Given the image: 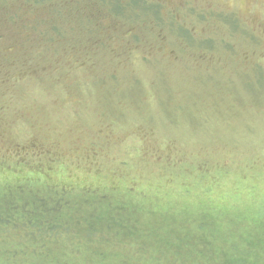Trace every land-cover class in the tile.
Here are the masks:
<instances>
[{"label":"rangeland","instance_id":"rangeland-1","mask_svg":"<svg viewBox=\"0 0 264 264\" xmlns=\"http://www.w3.org/2000/svg\"><path fill=\"white\" fill-rule=\"evenodd\" d=\"M148 1L166 22L109 21L98 0H0L4 42L27 16L19 44L51 50L19 83L26 53L0 42V264H183L206 222L223 233L199 250L232 226L264 239V0ZM98 218L125 224L124 245Z\"/></svg>","mask_w":264,"mask_h":264},{"label":"trees","instance_id":"trees-1","mask_svg":"<svg viewBox=\"0 0 264 264\" xmlns=\"http://www.w3.org/2000/svg\"><path fill=\"white\" fill-rule=\"evenodd\" d=\"M36 1L38 3H40L41 1H44V0H31L30 4H35ZM98 1L101 5H103L107 8L106 14L108 16H106V20H109V21L121 20V19H125L128 21H130L131 19L145 20V18H153V20L166 22V20L164 19V15L162 14V7L159 5L151 4V2H149L148 0H98ZM95 3L98 4L97 1H95ZM26 17L27 16H22L23 19L20 17V20L16 21V23H15V24H17V29L12 30V32H11V33L16 34V36H18V40H20V42L14 41L12 43V41H9V39H7L6 42H4L5 37L1 36L2 35L1 31L5 30V28H4L5 23L4 22L0 23V42H2L3 46L5 47L3 49V55H1V56L11 57L16 52H20L21 49L23 52L26 53L25 57H21V59H19L15 63L16 68L18 67V65H21L20 69L25 70V72L19 73V77L17 78V79H20L19 83H21L24 80V78H27V76H30V75L31 76L33 75V78H35V74H36V78H37L39 76V75L37 76V73L40 72V65L42 64L40 58H43V59L48 58L50 55V54H48V52L51 51L49 45L48 46L46 45L48 43H46V44L42 43V42L39 43V44H43L41 47H36L35 45L29 46V44H27L26 47H27V49L31 48L30 51L27 50L26 47L23 48L19 44L21 42H26V40H28L29 38H32V36L30 35V33H31L30 31L32 30V28L36 29L34 27H32V28L30 27V25H34V22H31L30 19H28ZM204 17L207 18L205 15H204ZM217 17H218V19H220L219 14ZM86 18L87 17H79L78 20L83 21V20H86ZM89 19H91V18L88 17V20ZM172 19H173L172 15H169L167 17L168 22L171 20V23L174 24ZM0 21H1V19H0ZM18 22L21 24H19ZM229 23L232 25V26L230 25L229 26L230 28H228V30L230 32L242 30L244 27V26H242L240 20L236 16H229ZM173 26H174V32H176L181 38H183V40L185 42L190 41L191 36H190L189 30L184 29L182 27L176 28L175 27L176 25H173ZM171 30H173V28H171ZM54 31L56 33H58L59 30L54 28ZM47 34L49 37L48 41L49 42L53 41L50 34L49 33H47ZM61 34L62 33H60V36H61ZM62 36H63V34H62ZM132 36H135V34ZM42 41L48 42L43 37H42ZM95 43H97V42H95ZM95 43L86 44V46L91 47L92 49H97L96 46H101V45H98L100 43H98L95 46ZM216 44H219V43H216ZM73 46H74V48H80V49L82 48L78 44L73 45ZM210 48L213 51L216 50V52H221L220 51L221 49H219L217 47L214 48L213 46H211ZM197 49L205 51L206 48H204L203 46H200V47H197ZM222 49H225V48H222ZM10 65L13 66L14 64H10ZM41 70H42V68H41ZM201 210H202V213L204 212V219H205V216H207L209 214H211V215H213V217H215V213H217V211H219V208L214 206V205H207V208L204 211H203V209H201ZM209 211H215V213L209 212ZM242 213H245V212H242ZM245 218H246L245 216L241 215V217L238 218L237 220H243ZM256 219H258V218H256ZM101 221H102V223L109 225L111 228L113 227L117 233H120V235H121V233L122 234L124 233V229L126 228L124 223H119L118 221H115V222H113V221L109 222L108 221L107 223H105L100 218H98V220L96 221V225H99V223ZM0 222H1L0 225H6L7 223H11L10 220H6V219L3 221L0 220ZM253 223H255V221ZM34 225L43 228V225H41L39 221H36L34 223ZM93 227H94V224L90 225V229H92ZM228 229L230 231H232V233H233V234H231V237L233 240L231 239V237H227V238L225 237L224 240H221V244L215 245V247H213V249H212V245L210 243H206L205 245L202 246V249L199 250L196 247L198 244H201V242L204 241V239H205L204 236H206L208 234L211 236H219L221 233H223L221 228H218L217 226L214 228H211V226H209L208 222H206L205 227L203 229L200 228V230L203 231L202 235H200V234L198 235V237L200 239V243L190 244V246H189L190 250H192L193 255H190V258H188L187 260L184 256H181L182 257V258H180L181 262L183 264H264V239H259L255 234H253V231L250 227L249 228L246 227L245 229H243L240 226H232ZM245 230H246V232H245ZM254 230L257 232L264 231V221H257L254 224ZM198 237H196L197 238L196 241L198 240ZM125 238H126V236H125V234H123V236L121 237L122 245H124L123 240ZM180 241H182V239H180ZM222 244H223V246H222ZM163 248L164 247L162 245L157 247V249H159V251L157 253L163 254L162 252H165V250ZM194 250H195V252H194ZM211 251L213 252L212 255H210ZM161 260L162 259L160 257H157V259H154L153 264H162L163 261H161Z\"/></svg>","mask_w":264,"mask_h":264}]
</instances>
